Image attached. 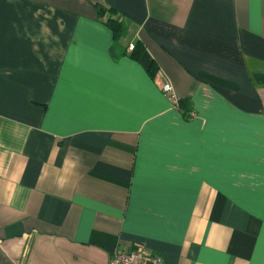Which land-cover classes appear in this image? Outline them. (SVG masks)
I'll list each match as a JSON object with an SVG mask.
<instances>
[{
    "label": "crops",
    "instance_id": "1",
    "mask_svg": "<svg viewBox=\"0 0 264 264\" xmlns=\"http://www.w3.org/2000/svg\"><path fill=\"white\" fill-rule=\"evenodd\" d=\"M131 248L264 264V0H0V264Z\"/></svg>",
    "mask_w": 264,
    "mask_h": 264
},
{
    "label": "trees",
    "instance_id": "2",
    "mask_svg": "<svg viewBox=\"0 0 264 264\" xmlns=\"http://www.w3.org/2000/svg\"><path fill=\"white\" fill-rule=\"evenodd\" d=\"M98 11V18L113 32V37L115 41L120 40L127 33V23L124 20L123 15L111 5H104L100 3L95 4ZM128 46V50H130V56L134 59H140L145 47L141 41H137L134 44V48L130 49ZM149 72L154 74L157 70V65L152 63L149 68ZM180 103V101H179Z\"/></svg>",
    "mask_w": 264,
    "mask_h": 264
},
{
    "label": "built area",
    "instance_id": "3",
    "mask_svg": "<svg viewBox=\"0 0 264 264\" xmlns=\"http://www.w3.org/2000/svg\"><path fill=\"white\" fill-rule=\"evenodd\" d=\"M134 45L130 46L133 49ZM165 90L170 94L174 104H178V100L173 94L170 84L165 86ZM163 257L159 254L146 251L141 248L116 249L112 256V264H163Z\"/></svg>",
    "mask_w": 264,
    "mask_h": 264
}]
</instances>
